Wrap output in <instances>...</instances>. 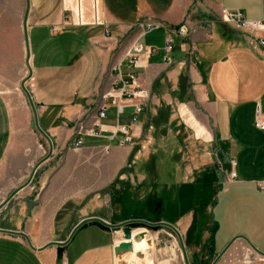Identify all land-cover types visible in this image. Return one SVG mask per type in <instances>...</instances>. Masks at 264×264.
I'll use <instances>...</instances> for the list:
<instances>
[{
  "label": "crops",
  "instance_id": "1",
  "mask_svg": "<svg viewBox=\"0 0 264 264\" xmlns=\"http://www.w3.org/2000/svg\"><path fill=\"white\" fill-rule=\"evenodd\" d=\"M26 9L27 0H0V180L19 187L45 153L22 89L29 72L26 35L32 75L26 86L54 146L45 162L60 163L43 172L39 191L29 185L0 210V264H119L122 230L94 222L69 236L86 218L131 220L117 218L114 207L131 189L146 190V164L172 152L185 162L178 191L186 206L179 218L184 230L175 228L189 264H212L228 245L216 264H264V130L256 126L264 117V52L220 17L225 9L263 19L264 0H29L25 18ZM146 22L159 27L143 34L139 25ZM183 24L193 31L175 37L169 51L167 27ZM136 44L153 49L134 69L139 96L125 100L122 111L105 100L106 116L97 118L102 94L117 78L113 67L121 63L128 72L126 54ZM137 105L142 110L135 115ZM78 138L83 144L76 148ZM74 152L94 165L90 177L101 185L129 178L127 167L144 157L143 181L129 178L120 193L104 196L81 191L75 174L82 162L71 161ZM199 177L216 189L205 197L211 221L202 247L191 234L195 212L188 191ZM12 192L0 190V203ZM75 209L80 215L72 221ZM150 254L153 264L160 261ZM182 258L186 264L183 248Z\"/></svg>",
  "mask_w": 264,
  "mask_h": 264
},
{
  "label": "rangeland",
  "instance_id": "2",
  "mask_svg": "<svg viewBox=\"0 0 264 264\" xmlns=\"http://www.w3.org/2000/svg\"><path fill=\"white\" fill-rule=\"evenodd\" d=\"M26 65L29 69L27 59H26ZM28 81H30V79ZM26 88L28 89L27 86ZM37 133L39 135V139L43 142L45 148V153L41 158L43 159L49 153V143L40 134L38 130ZM152 151L153 148H151L150 146V150L148 153H151ZM172 153L171 154L159 153L157 155L158 157L155 163H152V167L150 166L149 163L146 164V169L148 173V175H145L146 181L144 183L146 185L145 188L146 190L136 191L135 189H131L130 191H128L127 192L128 195L126 196V201H124V203L117 204L114 207V210L116 211L115 215L117 216V218L143 220L150 223H167L173 225L174 227H177V229L179 226L181 230H184L183 228H181V223H179V218L183 214V212H185L186 206L185 203H181L182 196L179 195L178 191H179V185L184 175L183 168L185 162L181 163L182 160L181 157L176 156L175 154ZM61 156H63V154ZM41 159H39V161ZM60 159H62V157ZM39 161H37V163ZM71 161L75 162L76 164L79 161L82 162L81 173L77 171L75 174L77 181L76 184L77 186L81 187V191H99L97 194H101V196L106 195V193L110 191H115L116 193L118 192L120 193L123 189L122 181H128L129 178L131 179L130 181H134L136 183L143 181L142 180L143 175H140V171L143 168V163H146L145 158L142 157L138 162L132 164L130 167L129 166L127 167L128 170H130L133 173L132 175L129 176V178L127 177L125 178V180H123L121 176L120 177L117 176L107 184L101 185V183H103L102 179L99 180L90 177L91 176L90 174L92 173L91 170L94 165L92 164L90 165L88 163L89 160L87 159L86 156L74 152L71 156ZM37 163H35L30 168L28 177L24 182L28 180L33 168ZM45 163H47L45 164L47 166L41 164L37 169L31 183L29 184L31 186L32 184L33 185L35 184L34 186L35 189L29 191H39L40 184L38 182L41 180V176L43 175V172H45V170L50 166L52 167L57 166L60 162L59 161L57 162L55 160L54 161L49 160L48 162ZM153 164H155L154 169H153ZM153 170L155 173L153 172ZM155 177L156 180H153V178ZM206 182L208 181H206L205 178L202 179L201 177H199L197 183L193 186V188L188 189V191H193V194L191 196V201H193L192 203L195 212L194 215L195 223L191 229V234L193 235V237L198 236L200 241L199 245L201 247L204 245V243H202L203 239H201L203 237V232L208 230L209 227L208 225L211 221L210 214H208L207 211L205 210V203H206L205 197L210 199L212 194L216 191L215 187H213L210 182H208L207 186H204V183ZM8 183L9 181L7 180L4 179L0 180V190L14 191L16 189V187L9 189ZM148 185H151V189H149L150 191L147 189L150 187V186L148 187ZM21 191H26V190H21ZM91 193H93V195L96 194L95 192H91ZM86 198H88V196L85 197L84 199ZM182 199L184 200L185 197H183ZM15 201L16 200H13L12 204ZM81 206L82 204H79V207L76 206V208H80ZM191 214L192 211H189L188 213L189 218L192 217ZM62 215L63 213L59 215L60 220L63 217ZM79 215L80 212L75 209L73 212L72 221L78 219ZM130 227L132 228L133 236H136L140 232H147L148 235L153 239L154 247L151 250H149L150 259H151L150 253L152 252L155 253L157 257H159L160 255L161 257L160 261L172 260L173 261L172 264H173L175 258H177V264H184L182 258V244L177 234L171 228L163 225L149 226L144 223H133L130 225ZM215 247H217V245ZM222 248L220 249V251L222 250ZM151 263L153 264L152 259H151Z\"/></svg>",
  "mask_w": 264,
  "mask_h": 264
},
{
  "label": "built area",
  "instance_id": "3",
  "mask_svg": "<svg viewBox=\"0 0 264 264\" xmlns=\"http://www.w3.org/2000/svg\"><path fill=\"white\" fill-rule=\"evenodd\" d=\"M221 20L236 29L242 30L248 33L251 37V43L256 46L262 48L264 52V17L263 19H247L243 13L240 11H228L221 10L220 11ZM142 33H146L147 31H151L154 28L159 27L158 24L146 22L139 25ZM193 28L188 27L183 24L178 28L167 27V35H166V47L169 51L173 49L174 38L179 37H187L191 34ZM153 52L152 48L144 47L141 44H136L133 46L132 50L127 52V65L130 70L126 73L122 71L121 63L115 65L113 70L117 73V78L113 80V85L110 91L102 94V103L100 105L97 118H102L106 116V103L105 100H109L112 105H116L120 111L123 109V104L125 100L132 99L139 96L138 90V74L134 71L135 68L139 67L145 62V59L150 56ZM142 110V107L137 105L135 109V115H138ZM136 121V117L133 119V122ZM256 126L260 130H264V117L258 116L256 119ZM125 133V137H123L120 141L122 145L129 141V137H127L128 131L126 128H123ZM90 133L92 135H99V131L95 129H91ZM83 144L82 138H78L75 140L74 146L76 148L81 147ZM236 173H232V177H235ZM260 187L264 189V180L260 182Z\"/></svg>",
  "mask_w": 264,
  "mask_h": 264
},
{
  "label": "water",
  "instance_id": "4",
  "mask_svg": "<svg viewBox=\"0 0 264 264\" xmlns=\"http://www.w3.org/2000/svg\"><path fill=\"white\" fill-rule=\"evenodd\" d=\"M28 12H29V0H27V9H26V14H25V18L27 17L28 15ZM26 44H27V63L29 65V57H30V49H29V43H28V37L26 35ZM31 68H30V65H29V75L24 79V81L22 82V88L24 89V91L26 92L28 98H29V101H30V104H31V107H32V110H33V114H34V119H35V126H36V129L40 132V134L48 141L49 143V153L43 158L41 159L36 165L35 167L33 168L28 180L23 183L22 185H20L19 187H17L5 200H3L1 203H0V210L5 207L14 197L15 195L21 191L22 189H24L25 187H27L37 169L39 168V166L44 163L46 160H48L52 154H53V149H54V146H53V141L51 139V137L41 128L40 124H39V119H38V112H37V108L33 102V99L28 91V89L26 88L25 86V83L31 78ZM99 223L101 224L103 227H105L106 229H110L112 231H119V230H122L123 231V235H124V238H125V241L121 242L119 244V247H116L115 251L117 254H119L121 251L123 250H127V249H130L131 248V243H130V238H131V235H132V228L130 227L131 224L133 223H144V224H147L149 226H159V225H164V226H167L169 228H171L172 230H174L179 238H180V241H182L181 239V235L179 233V231L173 226V225H170V224H167V223H150V222H147V221H143V220H126L124 222H121V223H116V224H112V223H109L107 221H105L104 219L100 218V217H90V218H86V219H83L82 221H80L72 230L69 238L81 227L83 226L84 224H87V223ZM1 230V229H0ZM2 231V230H1ZM7 232H11V233H17V232H13V231H7ZM19 234H22L24 235L25 237H27L24 233L22 232H18ZM68 238V240H69ZM29 240V239H28ZM68 240H66L65 242H52L48 245H64ZM47 245V246H48ZM229 246V245H228ZM228 246L216 257V259L213 261L212 264H216V262L219 260V258L223 255V253L226 251V249L228 248ZM182 248H183V253H184V257H185V261H186V264H189V261L187 259V255H186V251H185V248L184 246L182 245Z\"/></svg>",
  "mask_w": 264,
  "mask_h": 264
},
{
  "label": "bare ground",
  "instance_id": "5",
  "mask_svg": "<svg viewBox=\"0 0 264 264\" xmlns=\"http://www.w3.org/2000/svg\"><path fill=\"white\" fill-rule=\"evenodd\" d=\"M130 243V249L123 250L118 254L119 264H152L149 257V250L154 247V243L147 232H140L136 236L132 234ZM117 247H119V244ZM172 262V260H162L158 261L157 264H172Z\"/></svg>",
  "mask_w": 264,
  "mask_h": 264
}]
</instances>
